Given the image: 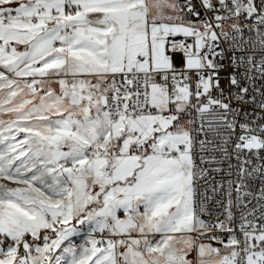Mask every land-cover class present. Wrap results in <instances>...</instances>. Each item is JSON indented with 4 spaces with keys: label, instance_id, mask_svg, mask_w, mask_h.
<instances>
[{
    "label": "snow or ice",
    "instance_id": "snow-or-ice-1",
    "mask_svg": "<svg viewBox=\"0 0 264 264\" xmlns=\"http://www.w3.org/2000/svg\"><path fill=\"white\" fill-rule=\"evenodd\" d=\"M0 264H264V0H0Z\"/></svg>",
    "mask_w": 264,
    "mask_h": 264
},
{
    "label": "built area",
    "instance_id": "built-area-1",
    "mask_svg": "<svg viewBox=\"0 0 264 264\" xmlns=\"http://www.w3.org/2000/svg\"><path fill=\"white\" fill-rule=\"evenodd\" d=\"M223 63L226 65L224 69L221 70V86L223 88L228 87V77L232 73L231 67L227 66L229 62L227 60L223 61ZM209 139H212L211 134H209ZM217 158H219L217 154ZM235 160L232 161L233 166L235 165ZM213 167H222L224 169V174L212 172L210 173V179L201 185V192L206 193L209 200H223L225 198L226 192L228 190V184L227 181L229 179H235V173L233 170V174L231 176L227 175L226 173L229 171L227 163H224L223 165H213ZM223 184L224 188L221 189L220 185ZM259 186L260 181L256 180L252 187L255 189L256 194H259ZM213 187H215V192H213Z\"/></svg>",
    "mask_w": 264,
    "mask_h": 264
}]
</instances>
